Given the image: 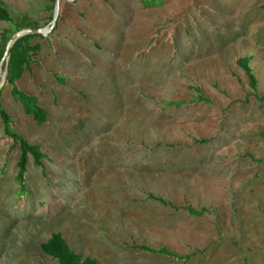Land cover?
Segmentation results:
<instances>
[{"label": "rangeland", "instance_id": "374dc122", "mask_svg": "<svg viewBox=\"0 0 264 264\" xmlns=\"http://www.w3.org/2000/svg\"><path fill=\"white\" fill-rule=\"evenodd\" d=\"M1 1L39 28L54 14ZM63 1L17 82L46 122L0 83L14 129L44 155L22 186L0 120V264H56L40 250L52 233L97 264H183L140 245L196 253L185 264H264V0Z\"/></svg>", "mask_w": 264, "mask_h": 264}, {"label": "trees", "instance_id": "16d2710c", "mask_svg": "<svg viewBox=\"0 0 264 264\" xmlns=\"http://www.w3.org/2000/svg\"><path fill=\"white\" fill-rule=\"evenodd\" d=\"M49 4V9H53L56 0H45ZM65 2V1H63ZM161 5V4H159ZM145 6H149L148 4ZM154 6V5H153ZM152 6V7H153ZM156 6V5H155ZM62 6L60 7V14ZM61 18V15H60ZM52 17H50V21ZM0 22H4L10 25L9 29L4 30L0 34V60L5 51V47L12 35L22 29L34 28L38 29L39 26L36 22L29 21L26 17L18 18L14 21L10 11L6 8L3 2L0 0ZM35 39H41L46 42L49 38L42 37L40 35H27L18 39L11 47L9 52V58L6 64V75L4 84L9 88V94L11 98L19 103L24 115L29 116L36 126H42L47 120V112L42 108L37 101V98L33 95L23 92L17 86V82L22 78L25 71L30 69L33 62V57L40 51V44L33 43ZM237 65L244 71L245 76L248 79L249 87L255 91L257 87V80L254 77L252 70L249 66L248 58H240L237 61ZM4 65L2 69H4ZM59 81V77H57ZM200 102H208L203 97L199 98ZM0 120L3 127V134L6 139L11 140L10 150L18 151V159L16 162V179L23 186L25 180V174L28 169L29 160L36 167H42L44 155L40 152L36 145L30 144L21 134L14 129V122L9 113L3 109L0 102ZM264 136V133H263ZM209 140H199L197 144L205 145ZM252 158V157H251ZM149 199L159 202L165 207H173L171 203L152 195L148 196ZM186 210L194 216H202L204 213H210L207 208H201L197 211L187 207ZM135 249L140 250L143 253L163 256L171 258L177 262H183V264L189 262L193 255L180 256L165 248L153 249L145 245L134 246ZM41 252L55 260L56 264H97V262L90 257H82L80 254L74 252L67 244L65 239L60 233H52L49 238L40 244Z\"/></svg>", "mask_w": 264, "mask_h": 264}, {"label": "water", "instance_id": "95a60500", "mask_svg": "<svg viewBox=\"0 0 264 264\" xmlns=\"http://www.w3.org/2000/svg\"><path fill=\"white\" fill-rule=\"evenodd\" d=\"M59 1L60 0L55 1L54 14L52 16V20H51L50 25L48 27L38 28V29H34V28L22 29V30L14 33L12 35V37L9 39V41L6 44L3 56L0 60V83L4 82V79H5L6 64H7L8 58H9L10 49L18 39H20L24 36H27V35H40L42 37H47L49 35V33H51V31L53 30L54 25L56 23L57 17H58ZM65 1L72 2L74 0H65ZM3 65L5 68H4L3 76L1 77V71H2Z\"/></svg>", "mask_w": 264, "mask_h": 264}, {"label": "bare ground", "instance_id": "6f19581e", "mask_svg": "<svg viewBox=\"0 0 264 264\" xmlns=\"http://www.w3.org/2000/svg\"><path fill=\"white\" fill-rule=\"evenodd\" d=\"M1 77H2V75H1Z\"/></svg>", "mask_w": 264, "mask_h": 264}]
</instances>
